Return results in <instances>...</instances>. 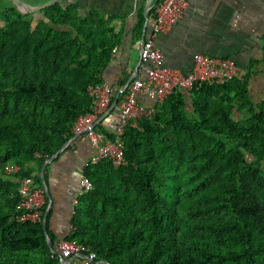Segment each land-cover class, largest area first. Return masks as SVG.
<instances>
[{"label": "trees", "instance_id": "1", "mask_svg": "<svg viewBox=\"0 0 264 264\" xmlns=\"http://www.w3.org/2000/svg\"><path fill=\"white\" fill-rule=\"evenodd\" d=\"M112 19L71 0L0 7V264H58L50 212L47 235L42 221H17L18 188L27 177L43 188L42 164L90 112L88 87L119 41ZM122 145L123 165L84 168L91 187L65 240L108 264H264V97L246 77L174 90L126 125Z\"/></svg>", "mask_w": 264, "mask_h": 264}, {"label": "crops", "instance_id": "2", "mask_svg": "<svg viewBox=\"0 0 264 264\" xmlns=\"http://www.w3.org/2000/svg\"><path fill=\"white\" fill-rule=\"evenodd\" d=\"M21 1L34 7L48 0ZM71 1L78 3L82 12L95 8L103 17H113L111 25L119 41L103 72V82L119 90L140 66V42L143 34L149 35L151 7L157 0ZM12 5L15 7L12 0H0V7ZM155 44L162 52L163 65L184 73L191 69L196 53L232 59L246 77L252 98H262L256 99L252 94L264 93V0H190L177 22L155 38ZM139 101L143 107L158 105L146 97ZM117 110L118 104H110L99 116L97 127L106 134L113 132ZM93 152L87 138L75 133L46 165V184L52 197L48 227L55 249L70 232L84 163Z\"/></svg>", "mask_w": 264, "mask_h": 264}, {"label": "built area", "instance_id": "3", "mask_svg": "<svg viewBox=\"0 0 264 264\" xmlns=\"http://www.w3.org/2000/svg\"><path fill=\"white\" fill-rule=\"evenodd\" d=\"M189 1L159 0L152 5L153 21L149 27V35L144 36L140 42V66L125 90L123 87L119 89L121 99L111 136L99 129L97 123L99 116L109 107L114 90L105 82L88 87L91 98L90 112L79 116L73 126L74 134L82 133L94 150L84 163V167L95 164L101 159L110 160L115 167L126 162L122 145L126 125L130 122L135 124L137 119L150 116L155 109V107L140 106V97L153 99L160 104L174 90H190L195 83L223 84L233 79H243L239 67L228 57L196 53L193 56L192 67L186 73L163 65V55L155 44V38L177 22ZM18 170V165L8 164L4 172L9 175ZM80 187L79 194L91 187L87 177L82 176ZM18 192L19 201L16 207L19 213L15 217L16 220L41 222L43 219L41 208L45 201L44 189L33 185L32 178L27 177L20 181ZM54 254L58 264H97L99 262L94 251L74 240L60 241Z\"/></svg>", "mask_w": 264, "mask_h": 264}, {"label": "water", "instance_id": "4", "mask_svg": "<svg viewBox=\"0 0 264 264\" xmlns=\"http://www.w3.org/2000/svg\"><path fill=\"white\" fill-rule=\"evenodd\" d=\"M63 0H48L46 2H43L37 6H34V7H28V6H25L23 4V2L21 0H12V2L14 3L16 9L22 13V14H27V13H32V12H37L39 11L40 9L44 8V7H47L49 5H52L54 3H58V2H61ZM153 1V0H151ZM144 38V34L142 36V39ZM135 74L131 75L127 80H126V83L124 84L123 86V90H125V88L128 86V84L130 83V81L134 78ZM119 95H120V90H118L115 95H114V99H113V102H112V106H114L119 98ZM68 142V141H67ZM67 142L62 146L61 149H59L58 152H56L54 155H52L51 157L47 158L44 163L42 164L41 166V169H40V177H41V180H42V185H43V189H44V193H45V196L48 200V203H47V206H46V209H45V213L43 215V219H42V224H43V227H44V232L46 234V230H45V224H46V218H47V215L49 214L50 212V209H51V206H52V197H51V194H50V191H49V188L47 187L46 183H45V180H44V170H45V167L48 163H50L53 158L66 146ZM47 235V234H46ZM48 240V239H47ZM48 244L49 246H51V243L48 241ZM101 263L103 264H108L106 261H101Z\"/></svg>", "mask_w": 264, "mask_h": 264}, {"label": "rangeland", "instance_id": "5", "mask_svg": "<svg viewBox=\"0 0 264 264\" xmlns=\"http://www.w3.org/2000/svg\"><path fill=\"white\" fill-rule=\"evenodd\" d=\"M252 95L256 99H258L259 97H262V98L264 97V93L263 92L261 93V91L260 92H255L254 91ZM261 164H262V169H264V161H260L259 162V166H261Z\"/></svg>", "mask_w": 264, "mask_h": 264}]
</instances>
